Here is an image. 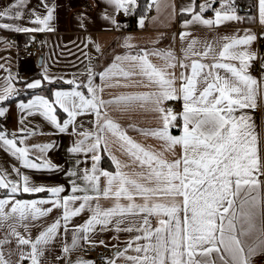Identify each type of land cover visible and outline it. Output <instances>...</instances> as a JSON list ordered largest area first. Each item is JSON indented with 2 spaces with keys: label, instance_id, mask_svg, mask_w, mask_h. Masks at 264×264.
Segmentation results:
<instances>
[{
  "label": "snow or ice",
  "instance_id": "snow-or-ice-1",
  "mask_svg": "<svg viewBox=\"0 0 264 264\" xmlns=\"http://www.w3.org/2000/svg\"><path fill=\"white\" fill-rule=\"evenodd\" d=\"M28 2L11 0L0 7V20L12 21L0 23V29L53 31L56 5L39 0L28 8ZM215 3L188 0L178 7L175 0H147L137 26H146L153 7V21L162 9H170L171 21L179 13L183 30L171 38L175 42L178 36L179 49L155 47L163 33L150 41L151 49L133 45V36L126 35V51L98 72L89 57L84 78L67 80V88L55 86L63 77L50 75L47 67L29 81L6 67L7 61L0 64L6 73L0 78V149L17 162L11 172L0 168V264H48L46 253L58 241L62 255L55 264L62 259L95 264L82 256L70 259L84 245L111 247L104 264H264V121L258 124L253 115L256 109L264 112V47L253 46L264 40V30L243 29V35L211 40L188 30L246 19H258L264 29V0H255L258 16L247 17L238 15L235 0ZM104 4L102 19L117 29L122 26L117 14L127 17L139 8L138 0ZM209 11L213 15H206ZM25 18L32 27L18 23ZM80 19L85 28L84 13ZM94 47L100 51L99 44ZM257 63L258 76L252 74ZM113 87L143 90L106 99L105 90ZM22 93L29 98L16 99ZM13 105L16 127L9 129ZM114 111L119 117L111 115ZM137 113L150 114L157 126L139 127ZM36 116L76 137L67 148L72 157L65 172L67 194L63 184L38 183L17 166L62 170L47 156L55 141L27 143L40 131V125L29 127ZM125 118L132 122L122 126L118 120ZM128 130L156 139L159 147L138 142ZM105 157L109 167L103 166ZM24 194L33 198H21ZM103 233H114L116 243H106Z\"/></svg>",
  "mask_w": 264,
  "mask_h": 264
},
{
  "label": "crops",
  "instance_id": "crops-1",
  "mask_svg": "<svg viewBox=\"0 0 264 264\" xmlns=\"http://www.w3.org/2000/svg\"><path fill=\"white\" fill-rule=\"evenodd\" d=\"M240 0H235L238 15L249 16L245 13L244 9L239 4ZM11 0H0V7L6 6L7 3ZM165 0H162V3ZM170 2V0H169ZM188 0H175V3L179 5L187 3ZM202 2V0H197V3ZM246 2V1H245ZM49 3H54L56 5L53 24V31H44L38 33H16L13 30L0 29V64H4L7 61L6 67L10 66L13 73H19L20 77H23L27 80L40 78L42 69L44 67L48 68L50 75L55 77H63L58 83L54 82L55 86L68 87L66 81L72 79L74 76L83 79L82 73L85 66L89 63V57L92 60L95 70L101 71L108 63L111 62L112 57L115 54H122L126 49L122 47L123 37L126 35H132L133 40L131 43L133 45L149 48L154 47L150 43L151 40L155 39L158 34L163 33L164 39L160 41L159 44L155 47L167 48L173 46L176 49H179L180 42L177 36L175 42L172 41V35L183 30L180 28V15L177 13V19L171 21L167 18L168 12L170 9H162L159 19L153 21L152 17L156 16V10L153 7L150 10V14L147 16L146 26L141 29L135 23L136 28L129 29V26L132 25L133 15L124 16L122 13L116 15V19L121 22L120 28L113 27L109 22L105 21L101 17V12L103 11L105 4L104 0H49ZM39 0H29L28 8L37 7ZM255 5V4H254ZM219 7V0H216L215 5ZM27 12V9L25 10ZM38 11L43 12V9L38 8ZM84 13L87 18V23L85 28H81V19L80 14ZM208 16L213 15L211 11L207 12ZM258 16L257 8L254 6V15ZM12 22L6 19L0 20V23ZM26 26L32 27L33 25L29 22L27 18L19 21ZM123 25H127L124 27ZM243 29H251L253 32H260L262 26L259 24L258 19L256 21L249 22V20H244L242 22H226L224 25H220L216 28H206L201 25H194L189 31L193 35L200 38L212 39L213 36L217 35H243ZM239 30V31H238ZM34 37V39H33ZM35 41L43 45V52L36 58L28 60L26 62H19L17 60V55L20 51L33 44ZM88 45L85 47V45ZM94 44L100 45V51L98 52L94 47ZM258 49L257 44L253 45ZM135 51V49H133ZM87 53L86 57L84 54ZM179 54V53H178ZM159 62V61H157ZM6 73L3 70H0V78H2ZM254 75V74H253ZM99 77H96V83H99ZM2 83V79H0ZM17 88H23L22 82L16 83ZM134 90H143V89H122V88H110L105 90V98H110V95L119 94L121 91H134ZM41 94L47 95V92L44 91ZM29 97L21 94L20 97L16 99H25ZM169 106H176L170 104ZM178 107V106H176ZM13 116L9 118L6 126L9 129L16 127V110L12 108ZM58 115L63 118L66 114H63L58 109ZM111 115L114 117H119L118 112H112ZM254 118L257 123L264 121V112L258 109V112H253ZM88 119H84V127L87 129ZM134 120L139 127L142 128H155L157 126V121L151 118L150 114L147 113H137L134 116ZM118 122L122 126L131 123L128 119H119ZM40 125V131L43 134H40V131L34 137H29L27 140L28 144L33 143H45L50 141H55L57 147L49 150L47 156L56 164L62 166L61 171H42L36 172L34 170L23 169V167L17 164L18 167H21L22 171L27 172L32 178L38 183L44 184H63L66 189V193L70 191V185L68 184V179L65 175L67 169L71 166L72 157L67 153V148L71 146L72 141L76 138L75 136H69L68 134L59 133L47 122L39 116H36L32 119L29 127ZM129 135L133 136L138 142L145 144H151L159 147V142L152 137H144L141 134L128 130ZM174 131V130H173ZM55 133V134H53ZM175 133V131H174ZM17 163L14 157H11L10 154L4 152L0 149V168L7 169L11 172L12 164ZM14 175V174H13ZM21 198L29 199L33 198L28 194H24ZM56 212L54 211L51 214V217H54ZM51 217H49L48 222H50ZM86 218V217H85ZM76 222H82L81 218H75ZM33 233H36V230H33ZM114 233H103L100 238L105 239L106 243L114 244L116 240L113 239ZM65 237L62 235L60 240H64ZM67 241L71 242L70 232L67 236ZM126 239V234H120V240L123 241ZM102 246V245H100ZM88 248V245H84V250ZM108 256L113 252L111 247ZM77 250L73 251L70 256L71 260H75L77 257H84L83 251ZM62 255L61 244L56 242L49 252L46 253L45 260L48 264H55V257ZM87 259L86 257H84ZM92 260V259H91ZM59 264H65V261L62 259ZM96 264V263H95Z\"/></svg>",
  "mask_w": 264,
  "mask_h": 264
},
{
  "label": "built area",
  "instance_id": "built-area-1",
  "mask_svg": "<svg viewBox=\"0 0 264 264\" xmlns=\"http://www.w3.org/2000/svg\"><path fill=\"white\" fill-rule=\"evenodd\" d=\"M257 47L258 49L264 47V40H262L260 44H257ZM43 49V45L35 41L33 44L18 53L17 60L19 62H26L28 60L36 59L43 52ZM260 71L259 64L257 63L252 71V74L258 76ZM254 112H258V109L254 110ZM109 252V247L106 248L98 245L94 249L86 248L83 251V255L87 259L94 260L96 264H104L103 258L107 257Z\"/></svg>",
  "mask_w": 264,
  "mask_h": 264
},
{
  "label": "trees",
  "instance_id": "trees-1",
  "mask_svg": "<svg viewBox=\"0 0 264 264\" xmlns=\"http://www.w3.org/2000/svg\"><path fill=\"white\" fill-rule=\"evenodd\" d=\"M239 2H240L239 4L241 5V7L244 9L245 13H247L249 16H253L254 15L255 0H240ZM146 3H147V0H138L139 8L133 14L132 25L129 26V29L136 28L135 23L138 21L139 15L144 12V6H145ZM149 14H150V11L147 12V16ZM249 22H252V21H249ZM109 164H110V162L105 157V163H104L103 166L104 167H109Z\"/></svg>",
  "mask_w": 264,
  "mask_h": 264
}]
</instances>
